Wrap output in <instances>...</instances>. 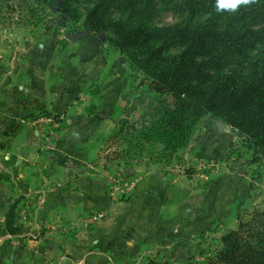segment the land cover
<instances>
[{"label": "rangeland", "instance_id": "obj_1", "mask_svg": "<svg viewBox=\"0 0 264 264\" xmlns=\"http://www.w3.org/2000/svg\"><path fill=\"white\" fill-rule=\"evenodd\" d=\"M92 2L81 0L76 4L81 19L73 21L64 17L58 6L50 8L35 0H0V36L5 34L11 39L6 43L12 44L13 49L15 45L17 54L16 68L11 71L16 72L19 85L28 83L19 86V95L27 96V107L18 122L22 128L26 126L32 131L39 158L87 159L82 171L103 176L108 195L116 205H125L127 212L135 199L149 189L160 188L154 177L158 181L170 178L177 188L191 191L189 197L177 198L178 205L193 206L203 215L208 207H216L212 204L218 203V198L228 216L235 213L239 203L244 202L249 185L252 204L238 211L237 220L253 208L264 209V163L254 158L253 151L243 142L239 145L237 139L233 148L215 146L216 140L224 138L219 126H229L211 114L199 120L184 148L174 152L160 141L147 144L143 151L136 148L142 132L174 107L175 98L170 93L155 92L150 87V79L132 65L130 57L110 44L109 34L90 32L76 43L66 38L87 30L84 20ZM125 16L122 12L115 14L118 19ZM187 16L158 1L153 24L172 25ZM7 51L0 62L1 79L9 76L6 62L9 55L13 58L8 47ZM253 164H257L255 168ZM236 168L244 172L236 181L207 189L213 183H220L215 182L220 181L219 177L233 175L231 170ZM106 216L102 210L85 213L75 227L80 231L89 230ZM86 219L91 220L87 225ZM231 230L222 224L216 227L212 224L209 229L198 232L199 236L186 238L191 241L192 253L176 261L161 260L154 253L142 258L127 257L115 264H148L149 260L207 264L208 258L221 248V237ZM29 239L41 242L23 264H45V227L32 231ZM15 240L22 239L15 237ZM6 241L14 243L12 237Z\"/></svg>", "mask_w": 264, "mask_h": 264}, {"label": "trees", "instance_id": "obj_2", "mask_svg": "<svg viewBox=\"0 0 264 264\" xmlns=\"http://www.w3.org/2000/svg\"><path fill=\"white\" fill-rule=\"evenodd\" d=\"M73 21L81 0H35ZM84 26L127 54L157 93H170L174 107L155 120L136 148L164 142L184 148L201 118L211 114L241 134L242 142L264 156V0L238 12H217L215 0H92ZM158 1L188 16L167 26L153 20ZM122 12L125 17L116 18ZM257 162V161H255ZM207 264H264V209L253 208L221 237ZM148 264H175L155 262Z\"/></svg>", "mask_w": 264, "mask_h": 264}, {"label": "crops", "instance_id": "obj_3", "mask_svg": "<svg viewBox=\"0 0 264 264\" xmlns=\"http://www.w3.org/2000/svg\"><path fill=\"white\" fill-rule=\"evenodd\" d=\"M6 40L5 34L0 36V62L8 52L7 47L13 58L9 55L6 62L9 76L0 78V264L28 262L32 250L41 242L30 240L29 234L44 227L45 264H115L127 257L142 258L154 253L161 260L176 261L192 253L191 241L186 238L192 239V235L197 236L212 224L215 227L222 224L228 230L236 228L238 211L252 204L251 185L235 213L228 216L218 198V203L212 204L216 207H208L203 215L198 208L178 205L177 198L189 197L191 191L177 188L170 178L158 181L154 177L160 188L149 189L135 199L127 212L125 205H116L108 195L103 176L82 171L87 159L39 158L32 131L18 122L27 107V96L19 95V86L28 83L19 85L16 72L11 71L16 68L17 54L15 45L13 49ZM229 128L219 126L224 138L216 140L215 146L233 148L237 140L242 145L240 133ZM231 172L233 175L219 177L220 181L215 182L220 183L207 189L228 185L244 173L237 168ZM246 179L251 182L248 176ZM203 191L204 188L200 189V194ZM97 210L106 212L104 220L89 230L75 227L79 217ZM8 237L14 243L6 241ZM15 237L22 240L16 241Z\"/></svg>", "mask_w": 264, "mask_h": 264}, {"label": "clouds", "instance_id": "obj_4", "mask_svg": "<svg viewBox=\"0 0 264 264\" xmlns=\"http://www.w3.org/2000/svg\"><path fill=\"white\" fill-rule=\"evenodd\" d=\"M252 3V0H215V10L217 12L236 13L242 7Z\"/></svg>", "mask_w": 264, "mask_h": 264}, {"label": "water", "instance_id": "obj_5", "mask_svg": "<svg viewBox=\"0 0 264 264\" xmlns=\"http://www.w3.org/2000/svg\"><path fill=\"white\" fill-rule=\"evenodd\" d=\"M90 31L86 30L84 33H78L75 35H67L66 38L70 40L72 43H76L77 41L81 40L82 38H85L89 35ZM264 161V156H263Z\"/></svg>", "mask_w": 264, "mask_h": 264}, {"label": "built area", "instance_id": "obj_6", "mask_svg": "<svg viewBox=\"0 0 264 264\" xmlns=\"http://www.w3.org/2000/svg\"><path fill=\"white\" fill-rule=\"evenodd\" d=\"M90 221H91V220L86 219L85 222H84V224L87 225Z\"/></svg>", "mask_w": 264, "mask_h": 264}]
</instances>
